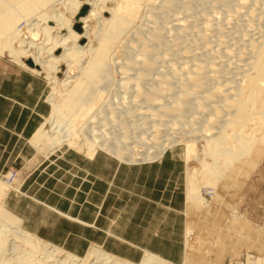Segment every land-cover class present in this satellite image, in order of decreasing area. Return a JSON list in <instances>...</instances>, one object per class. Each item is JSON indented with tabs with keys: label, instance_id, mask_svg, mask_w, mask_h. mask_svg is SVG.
<instances>
[{
	"label": "rangeland",
	"instance_id": "374dc122",
	"mask_svg": "<svg viewBox=\"0 0 264 264\" xmlns=\"http://www.w3.org/2000/svg\"><path fill=\"white\" fill-rule=\"evenodd\" d=\"M78 1L82 0H65L55 8L70 25L81 14L75 6ZM181 1L170 10L165 4L169 0L141 2L131 28L107 53L103 69L111 82L94 84L100 86L94 93H102L96 109L112 94L118 96L117 108L112 105L117 111L108 117L86 110L77 117L65 114L62 128L70 116L74 121L71 146L35 136L41 128L54 135L51 101L66 105L67 93L75 86L65 85V78L77 77L76 89L82 92L95 76L64 63L48 77V71L37 74L24 66V56L12 58L10 48L17 51L21 42L34 43L30 54L39 47L51 49L52 40L47 44L41 29L56 24L39 21L34 30L38 36L32 37L25 17L30 11H47L50 1L0 0V207L16 217L31 238L28 245L15 240L23 248L19 254L31 253L39 245L41 250L33 253L36 258L42 257L45 247L63 261L65 254L87 260L103 252L130 264H141L147 254L169 264H264V81L258 82L254 66L257 54L264 51V0ZM189 1L195 4L186 10ZM119 3L126 5L125 0H106L98 6L109 9ZM110 17L104 13L100 22L94 17L87 24L86 40L96 49ZM15 30H21L20 37H15ZM62 31L66 35L67 29ZM153 35L160 40L152 41L154 46L144 53L141 45L152 43ZM140 37L142 41H137ZM6 41L12 42L10 48ZM54 54L59 56L60 51ZM91 55L86 54L84 62ZM147 61L150 64H143ZM140 72L145 73L138 77ZM252 80H258L255 104L247 97ZM157 89L160 95L151 103L145 95ZM239 90L246 95L239 97ZM186 92L190 93L186 99H195L193 103L201 107L187 111L182 104L171 105ZM239 103L244 105L245 120L236 116ZM88 129L89 135L93 129L96 134L105 129L107 142L119 140L132 147L133 161L98 146L88 154L84 145ZM156 132H161L158 144L164 141L167 148L153 159L160 148L152 145L148 150L143 142ZM219 135L226 150H235L236 160L205 147L207 139ZM239 138L249 144L242 148ZM146 153L151 157L142 162ZM192 189L197 201L189 198Z\"/></svg>",
	"mask_w": 264,
	"mask_h": 264
},
{
	"label": "bare ground",
	"instance_id": "6f19581e",
	"mask_svg": "<svg viewBox=\"0 0 264 264\" xmlns=\"http://www.w3.org/2000/svg\"><path fill=\"white\" fill-rule=\"evenodd\" d=\"M49 1H50V3H49V5L46 8L47 11L46 10L30 11L29 15H28V13L26 14L28 16L25 15L26 17H25L24 22L26 23V27H27V30H28V33L30 34V36L36 37V38H37L39 32L37 33V31H34V30H35V28H37L39 21H43L44 20L45 23L53 21L56 24V26H54V28H53V27H49L48 23H47L46 26L41 29V32L45 35L46 39L47 40H49V39L52 40V45L53 46L51 47V49L49 48L50 50L48 49V51L45 52L46 48L44 49L43 47H39V48H37L35 50V54H30L28 49H29V47H32L34 45V43L31 42V41L27 43V46H25L24 42H21L17 51H15L14 49L10 48V46H12V42L11 41H6L5 43H6L7 48H10V50H9L10 53L9 54H10V56L12 58H14L15 60L18 61L21 56H24V62L21 60L23 62V65L26 66L27 68L30 67V69L33 70L34 72H37V74H40L41 70L42 71L44 70V71H48L47 76L50 77V75H51L50 73L53 72V70H55V69L57 70L59 67H62V65L64 66V63H66L68 65V69L70 67H72V66H78L80 68L81 72L84 71V73L87 74V75L92 74V75L95 76L94 79H92L90 82H88L90 84L86 85L88 89L85 87L86 89H84L82 92H81V90L79 92V90L76 89V85L80 84V82L78 81L77 77L76 78L75 77L72 78L70 76L66 77L65 81H64L65 85H70L71 83H74L75 86H73V89L71 91H69V93H67L68 97H67V100L65 101L66 102V105H64L65 107L62 106L60 103H56V102L54 103L53 101H51L52 105H53V108H54V111H53V115H52V118H51L50 121H51V124H52V131H54V135L53 136H48V133L46 134L44 131H42L43 128H41L37 132V134L35 136V137H38L37 139L44 138L47 141L54 140L53 143H57L59 145L63 144V143H68V145L73 146V145H75V143L73 142V136H72L73 135V130L75 129L74 128V121L70 120V117H71L70 116L69 119L67 118L68 121H66L64 128H62L61 121L63 120L62 119L63 116L65 117V114L74 113L76 115V116L75 115L74 116L77 117V115L83 114L82 112L80 113V111L86 110V112L85 111L84 112L86 114H89V115H94V114L101 115V113L104 112V114H106V116L108 117V115H111V114H113L114 112L117 111V109H114V108H117V107H114V104L116 103V101L114 99L117 100L118 96H116V98H115V96H112V94L108 95L109 97L110 96L111 97H110V99H109V97H107L105 105L103 104V106H101L100 108L96 109V105H97L98 99L101 98V94L102 93H100L101 91H99V93H97V94L94 93L95 92L94 88L97 89L98 87H100V86H97V85L94 86V84L103 83V84L106 85V84H109L111 82L107 78L108 73L104 72V69H103L108 64V55H107V53L112 48L114 43L119 41L121 39V37L127 32V30L129 31V29L131 28V25L133 23V19L135 18L134 12H135V10L138 8V6L141 4V2L143 0H125L126 1V5H123L122 3H119L118 5L114 6L113 8H109V9H107L103 5H102V7L98 6L99 3L103 2V1H106V0H82V1H78L75 6L78 8V10L81 9V12H80L81 14H80V17L77 18V20H76L77 22H76L75 25L74 24L70 25V23H68V21L65 22V20L62 18V16L59 13L56 12V10H57L56 6L63 4V2L65 0L64 1L63 0H55V1L48 0V2ZM179 1H181V0H169L168 3L167 2L165 3V4H167V9L170 10L173 7H176V5H178L180 3ZM193 1L198 4L200 2L201 3L202 2H207L208 0H193ZM195 3H192V2H190L188 4L185 3L186 7L184 5L183 8L184 9L186 8V10H189V9H191L193 7L192 4H195ZM43 4H46V2H44ZM55 8H56V10H55ZM85 9H86L87 13L82 16V14L85 13L84 12ZM48 10L49 11L53 10V11H52V13L49 14ZM104 13L110 14L111 17H110L109 20L106 21V25H108V28L105 29L104 32L102 33V35H101L102 36V41H101L99 47L96 49L93 46H91L90 43L87 42V40H86L87 39V29H88L87 24L94 17L95 18L97 17V19H98L97 21L100 22L101 21V14H104ZM20 15H21V17L24 16L23 13H20ZM20 15H19L18 18H20ZM47 15H49V16H47ZM126 15H128V16H126ZM162 21H164V20H162ZM33 23H35V24H33ZM61 23H63V25ZM65 27L67 29L66 35H64L65 32L63 34V31H62V30H66ZM203 27H204V25H203ZM76 29H78L79 31L76 30ZM55 30H57V32H56L57 35L54 37V40H53V37L51 38V36H52V32H54ZM19 31H21V30H19ZM19 31L15 30V32H14L15 37L19 36ZM77 31H78V33H77ZM138 35H140V33ZM153 37H154V35H153ZM133 38H134V36H133ZM50 40H49V42H46V43L47 44L50 43ZM155 40L159 41L160 39L158 40L157 37H154L153 39H150L151 42L155 41ZM71 41L73 43L71 45H69L68 43L71 42ZM79 41L82 42V45H80V46L78 44ZM137 41H142L141 37ZM136 43H138V42H136ZM24 46L27 47V48L25 49ZM153 46H154L153 42L148 44V42H146V41H144L142 43V45H141V47L146 50V51H144V53L149 51L148 49H150ZM59 51H60V55L56 56V54H54V53L55 52L59 53ZM89 53L92 54L93 56L91 55L90 60H88V62L87 61L84 62V59H85L84 56L86 54H89ZM141 56L145 57V55L143 53L141 54ZM146 60H147V57L145 58V61ZM143 64H150V63L147 61V62H144ZM254 66H256V68L258 70L257 79L259 78V81L258 80H252V82L254 83V87H253L251 93L247 94V97L249 98V101L252 102L253 104L256 103L255 99L257 100L256 92H257L258 89H257V85H256L257 82L256 81H258V82L264 81V51L261 54H257ZM144 73H142V72L138 73L139 74L138 77L144 75ZM147 74H149V73L147 72ZM196 74H200V72L198 71V73H196ZM187 76H188V74H187ZM125 77L123 76V78H125ZM193 77L194 76H192V78ZM208 77H209V75H208ZM188 78H189V76H188ZM190 78H191V76H190ZM196 78H198L197 75H196ZM236 78H238V77H236ZM136 79L139 80L138 78H136ZM210 79H214V78L212 77ZM140 80H141V78H140ZM215 80H216V78H215ZM217 80H219V79H217ZM81 84H82V86H84L85 82H84V84L81 82ZM194 84L196 85L197 83H194ZM182 87H183V85L181 86V88ZM215 87L218 88V86H215ZM118 89H119V87H118ZM133 89H135V88H133ZM151 89H154V88L152 87ZM178 89H180V88H178ZM88 90H89V92H87ZM215 90H217V89H215ZM218 90H220V89H218ZM91 91H92V94H91ZM154 91H155V89H154ZM156 91H158V92L157 93L153 92V93L145 95L146 97H149L147 100H149L150 102L152 101L151 103H154L153 100L158 99V97H159L158 94L160 95L159 90L157 89ZM96 92H98V91H96ZM184 92H183V94H184ZM88 93H89V95H88ZM188 94L190 95V93H188V92H186L185 95H183V96H181L182 94L181 95L179 94L180 95V97H179L178 93H176L175 95L178 96L177 98H175L174 95H173V98H172V96L170 95L171 100L175 98L174 100H172L171 105H173V107H174V106H178V104H182L185 107L184 109H186L187 111H190L191 109H194V108L201 107V105H199L197 102H195L196 105L193 103V101H195V99H193V98H192L193 100L190 99V98L186 99ZM222 95H223V93H222ZM244 95H246V91L245 90H239V97H242V96L244 97ZM205 100H209V99L206 98ZM155 102H157V101H155ZM112 105H113L114 108L112 107ZM115 106H117V105H115ZM243 107H244V105L242 103H239V107L237 109L236 116L239 115L240 118H243V120H245ZM200 110H201V108H200ZM174 111H179V113H177L179 115L181 113L183 114L182 110H179V109L175 108ZM92 112H93V114H91ZM171 114H173V112ZM119 115H121V114H119ZM66 116L68 117V115H66ZM96 117H98V116H96ZM102 128H103V126H102ZM90 129H88L87 131L84 132V134L87 135L84 138V143H85L84 145L88 146V149H89L88 154L93 155L95 153V147L98 146V148H101L102 150L105 149V150H107V152L116 155L120 159L127 158V159H125L126 161H128V162L133 161V160H131L132 159V155H133V153L131 151L133 149L132 147L129 148V146H127L126 143H123V141L121 142L119 140L111 142V143L107 142L108 140L105 137L108 136V135L105 136V134H104L105 133L104 132L105 129L104 130L102 129L97 134L94 133L95 130L93 129V130H91V135H89ZM160 133L161 132H156V134L154 135L155 137L152 135V137H154L153 141H152V137H150V139H146L145 140L146 142H143L146 147L148 146V148H149L148 150H150V148L153 147L152 145L160 148V153L158 155L154 156L153 159H156V158L160 157V155L164 152L163 150H165L167 148L166 144H163L164 141L162 143L158 144L157 140L159 138ZM55 140H56V142H55ZM223 140H224V138H222L221 135L211 137L210 139L206 140L205 147L206 148L207 147L210 148L212 153H214V154L220 153L221 151L223 153H225V154H228L229 156H231L229 161L236 160V157H235L236 155L234 156L235 150H233V151H231L229 149L226 150L223 147V144H224ZM140 142H142V141H140ZM170 143H176V141H170ZM239 143H240V145H242V148L249 144V143H245V141L243 139H241V138H239ZM126 151H127V156L125 154ZM202 153H203V151H202ZM203 155H204V157H208L209 156L206 153H203ZM149 157H151V155L146 153L145 155H143V158L141 159V161L142 162L148 161L149 159H147V158H149ZM242 163H243V161H242ZM219 165H220V163H219ZM215 184H216V182H215ZM1 190H2V184L0 183V192H1ZM3 193H4V190H3ZM189 198H190V200H194V201H197L199 199V197L197 195V191L195 189L190 190ZM208 209H209V207H208ZM238 234H239V232H238ZM16 239H20L24 243L27 242V244H25V245H28L31 238L28 235V233H25L22 230L20 221L18 219H16V217H13L10 213L6 212V210L4 211V209L2 207H0V264H65V262L69 263V261L72 262L73 264H79V263L80 264H87L89 262V259H91V263L90 264H96L97 260H99V261L102 260L101 264H130V263L124 262V261L119 260V259H114V258L108 256L109 254H105L103 252H100L101 254L97 253L98 254L97 256H92V255L90 256L89 255L90 257L88 256L87 260H79L75 256H71V255L65 254L64 255V261H63L61 259V257L59 258V256L54 255L52 252H47L45 250L44 245H43L44 249H42V252L40 253L42 255V257L41 258H36L35 254H33V253H35V251H37V250L38 251L41 250V249L39 250V245H38V248L37 247H33V251L31 253L30 252H28V253L26 252L25 255L19 254L20 252H18V251H22L23 248L21 249L20 248L21 246H17V242L15 243ZM9 251L10 252L12 251L11 253H14V254L13 255H8ZM93 257H95V259H96V260H94L95 262H93V260H92ZM141 264H169V263H167V261H164L163 259H160L157 256H154L152 254H147Z\"/></svg>",
	"mask_w": 264,
	"mask_h": 264
},
{
	"label": "water",
	"instance_id": "95a60500",
	"mask_svg": "<svg viewBox=\"0 0 264 264\" xmlns=\"http://www.w3.org/2000/svg\"><path fill=\"white\" fill-rule=\"evenodd\" d=\"M84 12H85V13H84V14H82V15H85V14H86V9L84 10Z\"/></svg>",
	"mask_w": 264,
	"mask_h": 264
}]
</instances>
